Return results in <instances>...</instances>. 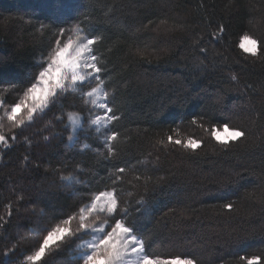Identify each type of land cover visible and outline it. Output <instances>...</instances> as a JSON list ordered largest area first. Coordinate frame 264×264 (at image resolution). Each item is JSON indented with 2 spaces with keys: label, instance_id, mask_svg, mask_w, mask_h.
<instances>
[{
  "label": "trees",
  "instance_id": "1",
  "mask_svg": "<svg viewBox=\"0 0 264 264\" xmlns=\"http://www.w3.org/2000/svg\"><path fill=\"white\" fill-rule=\"evenodd\" d=\"M65 20L64 40L78 23L97 38L95 54L120 117L109 125L118 133L111 156L106 129L90 125L97 109L88 104L90 115L79 91L62 93L12 140L20 129L10 127L6 112L23 92L7 78L46 64L57 32L51 25ZM245 36L264 44V0H0V128L8 137L0 143V262L28 264L41 229L59 222L58 210L78 211L85 185L111 190L116 175L149 253L194 264H247L264 255V50L241 51ZM72 110L89 123L70 142ZM225 125L246 136L218 142L212 130ZM169 137L200 146L184 148ZM69 175L82 183L64 187L61 177ZM69 259L68 250L52 252L40 264Z\"/></svg>",
  "mask_w": 264,
  "mask_h": 264
},
{
  "label": "snow or ice",
  "instance_id": "2",
  "mask_svg": "<svg viewBox=\"0 0 264 264\" xmlns=\"http://www.w3.org/2000/svg\"><path fill=\"white\" fill-rule=\"evenodd\" d=\"M66 24L67 20L51 25L57 32L53 37L54 46L53 41L49 42L50 52L46 64L33 65L28 75L21 74L19 77L9 76L7 78L6 82L9 85L15 84L16 90L23 92L19 102L14 103L10 111L6 112L10 127L20 129L19 132L13 134L12 140L23 134L25 121L34 124L48 111H51L62 93L69 90L73 93L79 91L80 99L89 114L91 115L92 109L87 108L88 104L97 109L94 117L90 119V125L94 126L98 133L101 132V128L106 129L103 133V143L108 155L111 156L114 154V142L118 139V133L109 128V125L119 120L120 117L116 115L113 107L114 98H110L107 91L106 69L99 63L95 54L97 38L95 33L87 30L84 24L78 23L75 30H83L87 34L78 35L75 39L69 37L65 41L63 37L66 34ZM220 31L223 32L224 28ZM243 40H248L252 47H245ZM243 40L239 47L252 56L257 55L258 45H261V49L264 50V44L255 38L245 36ZM200 51L205 52V49L200 48ZM0 83H5L3 74H0ZM38 92L39 95H37ZM19 109H23V115H18ZM57 119L61 123L64 122L63 110ZM67 122L65 128L70 125L72 133L89 123V121L82 122V117L77 114V110L68 112ZM192 122L195 123V120ZM223 131L228 133L223 140L217 135L216 128L212 130V134L218 142L224 145H227L230 140L237 141L246 136L243 129L229 130L227 125L224 126ZM67 139L70 142L74 141V135L69 134ZM168 139L170 143L182 145L188 149L200 146L195 139H189L186 143L178 139L174 140L172 137ZM0 143H8V137L3 133L2 128H0ZM83 147L87 149L89 145L84 144ZM125 171L123 167L116 168L117 173L122 174ZM110 179L112 181L111 190L107 184L104 185L103 190L99 187L93 189L91 185H85L84 195L79 201V204L83 206L78 207V211L75 210L76 205L67 210L63 208L58 210L53 219L59 222L50 229H41V232L45 234L42 235L41 240H37L32 245L34 251L26 255L28 264H40L46 254L64 250L69 251L70 259L63 261L62 264H194L192 258L182 255L157 257L148 252L141 229L129 220L130 212L116 191L118 181L122 180V176L116 175ZM61 181L64 187H72L73 183H82L71 175L62 176ZM225 208L232 210L233 205L226 204ZM97 217H102L100 223H96ZM3 219L0 217V221ZM77 220L78 223L73 228V222ZM65 246L68 248L66 249ZM16 247V245L9 247L4 253L5 257L13 254ZM241 259L244 260L245 257L242 256ZM247 264H264V255L253 254L247 259Z\"/></svg>",
  "mask_w": 264,
  "mask_h": 264
},
{
  "label": "rangeland",
  "instance_id": "3",
  "mask_svg": "<svg viewBox=\"0 0 264 264\" xmlns=\"http://www.w3.org/2000/svg\"><path fill=\"white\" fill-rule=\"evenodd\" d=\"M156 31H157V33H170V32H172L173 31V29H171L170 31L169 30H167L166 28H158V29H156ZM69 34H71V35H69L68 37H66L65 38V41H67V39L69 38V37H71L72 39H75L78 35H80V36H83L82 34H81V32L80 31H77V30H75V28H72V29H70L69 30ZM243 38L244 37H242L241 39H240V42H239V45H240V43H241V41L243 40ZM243 42H244V45H245V47H247V48H251L252 47V45H251V43L248 41V40H243ZM241 49V51H243V49L242 48H240ZM244 52V51H243ZM246 53V52H245ZM248 54H250V53H248ZM37 95H39V92L37 93ZM11 109V108H10ZM10 111V110H9ZM23 113V109H19L18 110V115H21ZM70 126V125H69ZM71 128V127H70ZM78 130V129H77ZM72 131V130H71ZM73 135H74V133H72ZM217 135H219L220 137H221V140H223L225 137H227V135H228V133H226V132H224L223 131V128L221 129V130H217ZM214 137V136H213ZM216 140V139H215Z\"/></svg>",
  "mask_w": 264,
  "mask_h": 264
}]
</instances>
